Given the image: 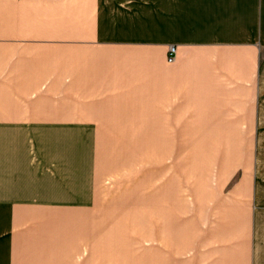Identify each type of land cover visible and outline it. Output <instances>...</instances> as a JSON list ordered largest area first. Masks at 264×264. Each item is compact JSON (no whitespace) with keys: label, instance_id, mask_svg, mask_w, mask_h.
I'll return each instance as SVG.
<instances>
[{"label":"crops","instance_id":"1","mask_svg":"<svg viewBox=\"0 0 264 264\" xmlns=\"http://www.w3.org/2000/svg\"><path fill=\"white\" fill-rule=\"evenodd\" d=\"M257 1L0 0V264H70L56 246L83 221L97 139L253 125ZM244 177L215 217L234 231L196 237L176 264H264V180Z\"/></svg>","mask_w":264,"mask_h":264},{"label":"rangeland","instance_id":"2","mask_svg":"<svg viewBox=\"0 0 264 264\" xmlns=\"http://www.w3.org/2000/svg\"><path fill=\"white\" fill-rule=\"evenodd\" d=\"M257 2L262 14L264 0ZM257 46L258 115L245 112L253 125L233 128V139H225L230 135L225 128L155 127L147 129L151 139H97V148L90 146L97 164L89 161L86 207L73 210L84 222L70 232L71 239L59 241V263H192L196 237L198 242L210 232L234 231L233 224L227 228L215 220L232 209V200L222 195L234 194L243 172L252 189L264 180V43ZM49 258L38 255L32 261Z\"/></svg>","mask_w":264,"mask_h":264},{"label":"built area","instance_id":"3","mask_svg":"<svg viewBox=\"0 0 264 264\" xmlns=\"http://www.w3.org/2000/svg\"><path fill=\"white\" fill-rule=\"evenodd\" d=\"M177 54V48L176 47H171L169 48V62L172 63L175 60V56Z\"/></svg>","mask_w":264,"mask_h":264}]
</instances>
